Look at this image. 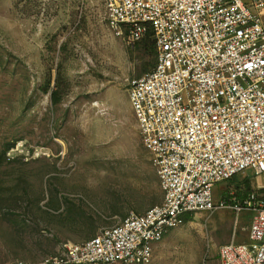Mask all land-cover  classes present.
I'll list each match as a JSON object with an SVG mask.
<instances>
[{"label": "rangeland", "instance_id": "374dc122", "mask_svg": "<svg viewBox=\"0 0 264 264\" xmlns=\"http://www.w3.org/2000/svg\"><path fill=\"white\" fill-rule=\"evenodd\" d=\"M154 64L152 44L130 47L101 0H0V262L38 263L162 204L128 98ZM262 183L239 175L216 196ZM253 214L196 212L146 264H220Z\"/></svg>", "mask_w": 264, "mask_h": 264}, {"label": "built area", "instance_id": "2783aa9c", "mask_svg": "<svg viewBox=\"0 0 264 264\" xmlns=\"http://www.w3.org/2000/svg\"><path fill=\"white\" fill-rule=\"evenodd\" d=\"M101 1L130 47L154 43L155 64L128 98L164 200L34 264H146L192 214L223 208L254 214L247 242L219 247L220 264H264V0ZM239 175L263 183L216 196Z\"/></svg>", "mask_w": 264, "mask_h": 264}, {"label": "trees", "instance_id": "16d2710c", "mask_svg": "<svg viewBox=\"0 0 264 264\" xmlns=\"http://www.w3.org/2000/svg\"><path fill=\"white\" fill-rule=\"evenodd\" d=\"M142 42H143V43L147 42V43L152 44V47H153V49H154V43H153V41H152L151 39L148 38V39H145V40L142 41ZM154 54H155V49H154ZM53 95L55 96L54 100H55V102H56V100H58V99H56V92H54ZM248 194H249V193H248ZM248 194H247V195H248ZM247 195H246V196H247ZM246 196H245V197H246ZM242 198H244V197H242Z\"/></svg>", "mask_w": 264, "mask_h": 264}]
</instances>
